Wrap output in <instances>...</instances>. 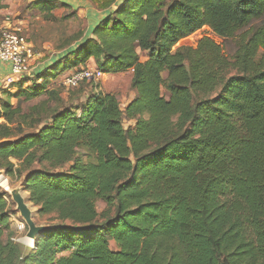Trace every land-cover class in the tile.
I'll use <instances>...</instances> for the list:
<instances>
[{
  "label": "trees",
  "instance_id": "obj_1",
  "mask_svg": "<svg viewBox=\"0 0 264 264\" xmlns=\"http://www.w3.org/2000/svg\"><path fill=\"white\" fill-rule=\"evenodd\" d=\"M89 1L105 16L0 102V168L59 222L25 252L0 194V264H264V0ZM203 26L221 43L173 48ZM89 60L131 71L123 110L109 92L45 87ZM9 96L42 97L24 110ZM98 199L114 211L100 222Z\"/></svg>",
  "mask_w": 264,
  "mask_h": 264
},
{
  "label": "rangeland",
  "instance_id": "obj_2",
  "mask_svg": "<svg viewBox=\"0 0 264 264\" xmlns=\"http://www.w3.org/2000/svg\"><path fill=\"white\" fill-rule=\"evenodd\" d=\"M32 1L33 0H0L1 12L7 15L11 22L21 29L23 35L31 45L33 53L30 59L31 68L36 66L39 67L37 71H32L30 76H27L24 79V87L29 90H32L34 86L43 83V79H36V72L42 71L43 74H45V71L52 68L50 65L52 64V61L57 57L62 56L66 51H69L72 46L76 45L83 39L88 28L85 16L79 15L77 11H71V9L62 6L64 2L54 0L59 6L51 11L49 15H44L30 7L29 3ZM91 3L97 7L95 3ZM205 36L213 39V41L218 44L221 43V39L213 35L207 26H203L194 33L180 39L173 48L180 45L195 47L198 40ZM86 66L89 68H97L94 61L90 60L87 61L83 67ZM66 73L67 72L58 74L54 79L48 81L49 83H47L45 87L60 88L62 98H66L67 95L69 96L70 94H75L80 99H83L86 93L109 92L116 96L122 110L134 95V90L131 87V71L113 74L103 73L98 80L85 81L74 88L64 85L63 81ZM13 92H16L14 87L6 85L0 81V102L7 97V94ZM161 93L163 95L167 94L164 88H161ZM41 97L42 96L34 97L28 101H24L12 96L10 97V102L13 105H16L17 100H22L20 101V105L24 110H27L29 106L37 104ZM124 124L125 126H128L131 124V121L124 119ZM80 152L83 154V159L85 161L93 160V155L85 149H80ZM0 170L4 172L3 169L0 168ZM2 183L19 186L21 181L9 183L8 179L5 177ZM2 185L0 183V194L3 193L7 196L4 188L1 187ZM23 195L28 199L26 192H23ZM12 204L13 205L10 208V230L13 231L15 240L23 245L25 252H28L31 247L28 246L24 240L27 228L19 212L16 210L14 203ZM28 204L31 207L33 219L36 223L40 225L59 223L57 220H50L53 216L52 214L40 216L38 214V207L33 205L29 200ZM95 207L98 212L97 222H100L103 216L105 217L104 214L108 216L112 215L114 212L112 208L107 207L106 202L102 199L96 200ZM109 247L111 249H116V246L112 241L109 242ZM65 253L66 252H62V254Z\"/></svg>",
  "mask_w": 264,
  "mask_h": 264
},
{
  "label": "built area",
  "instance_id": "obj_3",
  "mask_svg": "<svg viewBox=\"0 0 264 264\" xmlns=\"http://www.w3.org/2000/svg\"><path fill=\"white\" fill-rule=\"evenodd\" d=\"M32 54L31 45L21 29L0 9V63L9 66L8 75L0 81L15 87L30 76L33 71L30 63ZM103 73L99 68L82 67L66 73L63 83L68 87H76L82 81L98 80Z\"/></svg>",
  "mask_w": 264,
  "mask_h": 264
},
{
  "label": "water",
  "instance_id": "obj_4",
  "mask_svg": "<svg viewBox=\"0 0 264 264\" xmlns=\"http://www.w3.org/2000/svg\"><path fill=\"white\" fill-rule=\"evenodd\" d=\"M4 172L0 170V175H3ZM23 189L21 186L7 190L6 193L10 195L12 202L15 205L16 210L19 212L21 218L24 221V224L27 228L25 237L35 239V236L45 230L47 227L45 225L37 224L33 219V212L31 207L28 204V200L23 196Z\"/></svg>",
  "mask_w": 264,
  "mask_h": 264
},
{
  "label": "crops",
  "instance_id": "obj_5",
  "mask_svg": "<svg viewBox=\"0 0 264 264\" xmlns=\"http://www.w3.org/2000/svg\"><path fill=\"white\" fill-rule=\"evenodd\" d=\"M68 4L73 11H77L79 15H84L87 20V30L89 32L98 21L105 16L106 11L95 7L89 0H59ZM92 61V60H90ZM39 69L38 66L33 68V72ZM9 73V66L5 63H0V80H3Z\"/></svg>",
  "mask_w": 264,
  "mask_h": 264
},
{
  "label": "bare ground",
  "instance_id": "obj_6",
  "mask_svg": "<svg viewBox=\"0 0 264 264\" xmlns=\"http://www.w3.org/2000/svg\"><path fill=\"white\" fill-rule=\"evenodd\" d=\"M3 179H5L4 175H0V183H1V185L3 184V183H2ZM1 187H3L5 191H7V190H10V189L16 188L17 186H13V187H12V186H10L9 184H6V183H5V184H3ZM23 196H24V195H23ZM24 240H25V242H26V244H27L28 246H30V247H33V246H34V245H33V243H34V239L24 237Z\"/></svg>",
  "mask_w": 264,
  "mask_h": 264
}]
</instances>
